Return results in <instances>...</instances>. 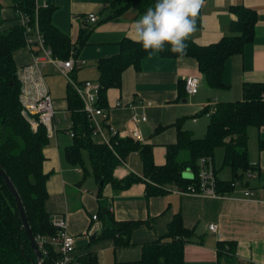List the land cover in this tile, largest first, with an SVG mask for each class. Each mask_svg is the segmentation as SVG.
Segmentation results:
<instances>
[{
  "label": "crops",
  "instance_id": "crops-1",
  "mask_svg": "<svg viewBox=\"0 0 264 264\" xmlns=\"http://www.w3.org/2000/svg\"><path fill=\"white\" fill-rule=\"evenodd\" d=\"M112 1L50 0V5L54 8L52 22L70 38L71 43L77 39L80 30L91 31L87 45L77 56L75 52V58L85 63L75 68L72 74L79 83H98L96 62L100 58L117 54L118 42L122 39L133 40L129 35V26L140 16L134 9H130L117 20H105L108 17L105 9ZM238 5L253 9L257 14V22L253 41L244 47L240 55L230 57L225 63L222 80L229 86L227 90H212L201 77V95L197 96L198 90L194 96L179 98V83L187 76L198 75L196 62L191 58L168 59L158 54H148L142 59L139 70L128 69L123 73L120 88L107 91L109 126L121 138H130L133 129H137L142 139L138 143L152 146L155 164L163 160L165 162L166 147L176 140V130L173 127L176 121L180 120L184 130L190 131L194 138H203L207 122L193 119L183 126L188 114H194L193 118L202 117L198 113L207 104L240 100L243 83H264V0H205L200 9L201 25L190 38L198 45H209L231 36L228 27L233 15L228 9ZM89 14L95 15L96 23L86 21ZM15 15L11 0L10 9L1 7L0 19L4 20L3 26H12ZM15 60L20 66L26 65L30 62L29 53L20 50L16 53ZM47 67H50L45 73L47 81L59 75L51 66ZM64 98L52 99L55 132L44 150L43 169L44 173L49 174L46 183V210L51 218L64 217L68 233L75 239L73 261L70 264H82V259L89 254L96 257L97 264L137 261L142 248L163 236L167 224L178 213L184 226L194 231L191 243L184 247L185 264H225L217 260L216 243L220 241L236 243L237 264H264V127L248 130V159L254 167L252 177L245 176L242 183L246 184L239 185L222 199L177 195L171 188H167L162 195L146 198L145 185L142 183L122 192H115L109 186L99 192V186L92 175L84 177L79 167L70 166L65 157V162L61 160L60 149L64 153L65 148L71 144L69 114ZM118 102L121 106L116 107ZM134 112L138 115L143 112L146 121L134 126L131 123ZM56 113H62L65 119L62 122L66 127L58 126L62 122L55 120ZM158 128L161 130L156 131ZM253 130L257 132L258 151L255 159L251 160ZM218 150L222 164L223 150ZM133 155L137 153H130L127 156L129 163H126V157L114 170L116 178L122 179L129 173L136 175L130 163ZM226 170L227 175L222 174L221 169L217 173V179L229 181L232 174L229 169ZM183 176L191 178V172L188 171ZM245 190L253 192V196L245 197ZM101 210L103 213L109 211L115 221L140 223L132 232L128 245L116 247L112 239L98 240L103 225ZM93 216H96L95 220L92 219ZM212 223L218 226L214 234L207 230Z\"/></svg>",
  "mask_w": 264,
  "mask_h": 264
},
{
  "label": "trees",
  "instance_id": "trees-1",
  "mask_svg": "<svg viewBox=\"0 0 264 264\" xmlns=\"http://www.w3.org/2000/svg\"><path fill=\"white\" fill-rule=\"evenodd\" d=\"M12 3L13 10L19 9L32 17L34 0H12ZM155 3L156 0H113L105 9L108 12L105 20H117L130 9H134L138 16H142ZM228 10L233 15L228 27L232 35L209 45H198L189 38L187 55L183 57L196 62L198 76H201L212 90L229 88L222 80L225 63L230 57L240 55L255 36L257 14L253 9L238 5L231 6ZM53 13L52 5L39 12V28L45 45L50 48L55 59L67 60L71 51L76 52L77 56L87 45L91 31L80 30L77 39L71 43L70 38L53 24ZM12 21V26L4 27V20L0 19V170L9 178L20 198L31 235L42 255L41 264H55L59 256L49 242L45 241L41 249L37 244L38 238L49 240L57 234L46 210L48 201L46 183L49 174L44 173L43 165L44 150L49 138L45 127L40 124L37 130L33 131L21 115L19 102L21 84L17 78V69L20 65L16 62L15 55L24 50L23 28L15 17ZM200 25L199 12L196 29ZM148 54L139 43L131 39H122L118 42L117 54L100 58L96 62L100 86L97 102L99 108H108L107 91L111 88H120L123 73L128 69L139 70L142 59ZM158 55L168 59L179 58L168 50ZM178 89L179 98H184L186 96L184 82L179 83ZM64 101L69 114L70 132L73 134L71 144L64 150L65 160L70 166L81 168L85 177L88 171L84 168L82 152H87L91 175L99 186V192L105 186H109L115 192H122L142 183L145 185V196L149 198L162 195L167 188L173 186L186 189L188 185L196 184L197 180L195 177L185 178L184 172L189 171L196 176L198 160L204 157H211L213 160L218 149L223 150V160L221 168L216 169V174L223 168L229 169L232 174L229 181L217 180L218 194L226 195L233 192L231 184L235 181L242 183L245 173L254 169L248 159V130L250 128L259 130L264 127L262 82L243 83L240 100L215 104V111L208 118L203 138H194L190 131L182 129L180 120L176 121L173 124L176 140L166 147L165 162L160 166L154 163L151 145L117 136L112 138V149L95 144L92 140L93 128L83 112V103L69 84ZM207 111L208 107H205L198 115L203 116ZM159 130L161 128L156 131ZM182 152L187 153V159H179ZM130 153H137L139 156L142 175L129 173L122 179L116 178L114 170ZM100 216L103 218V225L98 240L112 239L116 247L128 245L132 232L140 224L135 221H115L107 210L105 213L101 210ZM193 237L194 231L184 226L179 213L175 214L167 224L165 234L142 248L139 260L115 264H185L184 247L191 243ZM235 251L234 241L216 243L217 260L225 264H235ZM0 264H36V256L22 227L15 200L2 177H0ZM82 264H97L96 257L89 254L82 259Z\"/></svg>",
  "mask_w": 264,
  "mask_h": 264
},
{
  "label": "built area",
  "instance_id": "built-area-1",
  "mask_svg": "<svg viewBox=\"0 0 264 264\" xmlns=\"http://www.w3.org/2000/svg\"><path fill=\"white\" fill-rule=\"evenodd\" d=\"M50 6V0H45L41 5L34 0V11L32 17L22 13L19 9L15 10V17L18 20L20 27L23 28V43L24 50L29 53L30 62L22 65L17 69V78L21 84L19 95V102L21 104V115L28 122L31 129L36 131L41 124L45 127L47 137L53 138L55 132L54 109L50 89L45 80L44 69L51 66L52 69L67 80L73 90L83 103V112L90 121L93 132L92 140L97 145H105L112 149V138L120 137L119 133L111 128L108 124V114L110 108L104 109L97 106L100 86L99 83L85 81L79 83L72 74L77 67L83 66L84 61L75 58L74 51L70 52L67 60L55 59L52 56L50 48H48L43 39V35L39 28V12L47 9ZM89 23H96L94 14H89L86 19ZM201 76H187L184 79V91L188 96H194L198 93L200 87ZM121 106V103H116V107ZM208 107V111L204 116L209 118L215 111V105L207 104L201 109ZM137 109V108H136ZM200 109V110H201ZM65 120V119H64ZM146 121V116L142 112L140 115L133 113L131 123L136 126L141 122ZM69 135L72 138L73 134L70 132V124H68ZM100 137L99 142H95V138ZM132 140L140 142L141 136L137 129H133L131 133ZM122 162V161H121ZM246 177H252L250 171L245 173ZM197 180L196 184H191L186 189H181L173 186L171 191L177 195H189L202 198L222 199L225 195H220L216 192L217 174L215 164L211 157H204L198 160V171L196 176L191 173L190 179ZM241 183L235 181L231 184L234 189ZM245 197L253 196V192L249 190L244 191ZM93 220L96 216L92 217ZM52 226L57 230L55 237L46 240L38 238L37 244L42 248V244L47 241L54 248L55 253L58 254V259L55 264H70L73 261L72 254L74 252L75 239L68 233L67 222L64 217L51 218ZM218 226L214 223L208 225L209 233L217 232Z\"/></svg>",
  "mask_w": 264,
  "mask_h": 264
},
{
  "label": "clouds",
  "instance_id": "clouds-1",
  "mask_svg": "<svg viewBox=\"0 0 264 264\" xmlns=\"http://www.w3.org/2000/svg\"><path fill=\"white\" fill-rule=\"evenodd\" d=\"M204 3L205 0H156L130 24L129 35L150 56L168 50L182 59L187 55V41L196 31V19Z\"/></svg>",
  "mask_w": 264,
  "mask_h": 264
},
{
  "label": "rangeland",
  "instance_id": "rangeland-1",
  "mask_svg": "<svg viewBox=\"0 0 264 264\" xmlns=\"http://www.w3.org/2000/svg\"><path fill=\"white\" fill-rule=\"evenodd\" d=\"M45 0H37V2L41 5L42 3H44ZM10 3H11V0H0V5L1 7L5 8V9H10ZM50 69V67H47L45 70H44V73H47L48 70ZM96 70V69H95ZM58 75V74H57ZM46 80V78H45ZM48 82L47 85H49L50 89H51V97L52 99L56 100V99H61L62 97H65V93H66V88H67V80H65L63 77L61 76H55L54 79L50 80V81H47ZM201 90L199 89V95H201ZM188 100V99H187ZM213 105H215L213 103ZM194 114H191V115H187V118L185 120V123L183 124V126L188 123V122H191L193 119H200L201 121L203 122H208V118L205 117V116H202V117H194ZM64 117L62 115V113H56L55 114V120H61V122L63 121ZM64 123L62 122L61 124H59L58 126L63 128L64 127ZM66 127V125H65ZM183 128V127H182ZM184 130V128H183ZM186 130V129H185ZM206 131V130H205ZM255 130H253L251 133V144H250V159L251 160H254L255 157L257 156V149H258V145H257V141H256V134L257 132H254ZM95 142H99L100 141V137H97L94 139ZM158 151L156 150V159L158 160ZM60 155H61V160L64 161V153H63V150L60 149ZM220 157H221V154H220V150H218L216 153H215V168H217V166H219L217 169H220L221 168V161H220ZM126 163L128 164L129 161H128V157L126 158ZM179 159L180 160H185L187 159V153L186 152H182L180 153L179 155ZM162 160V159H161ZM82 161H83V164H84V168L88 171V175H91V170H90V165H89V160H88V154L87 152H82ZM65 162V161H64ZM130 163L132 165V169L133 171L136 173L137 176H141L142 175V166H141V162H140V159L137 155H133L132 158L130 159ZM164 163V160L163 161H160V163H156L158 165H161ZM81 169V168H80ZM226 168H223L222 169V174H224L225 176L227 175L226 174ZM188 172V171H186ZM184 172V174L186 173ZM91 177V176H90ZM237 264V262H236Z\"/></svg>",
  "mask_w": 264,
  "mask_h": 264
},
{
  "label": "water",
  "instance_id": "water-1",
  "mask_svg": "<svg viewBox=\"0 0 264 264\" xmlns=\"http://www.w3.org/2000/svg\"><path fill=\"white\" fill-rule=\"evenodd\" d=\"M0 177H2V179L4 180L5 185L7 186L8 190L10 191L11 195L13 196V198L15 200L16 209H17V212L19 214V218L22 222V227L25 230L27 238H28L30 245L33 248V251H34L35 256H36V264H41L42 263V255H41L38 247L35 245L34 239L31 235V232H30V229H29V226L27 223L25 211H24V208H23L22 203L20 201V198H19L15 188L13 187L12 183L10 182L9 178L1 170H0ZM100 185H102V181H100Z\"/></svg>",
  "mask_w": 264,
  "mask_h": 264
}]
</instances>
